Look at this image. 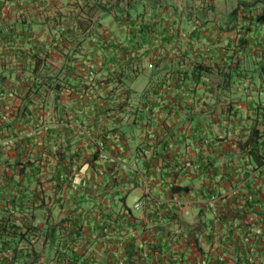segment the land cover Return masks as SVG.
Returning <instances> with one entry per match:
<instances>
[{
  "label": "trees",
  "instance_id": "obj_1",
  "mask_svg": "<svg viewBox=\"0 0 264 264\" xmlns=\"http://www.w3.org/2000/svg\"><path fill=\"white\" fill-rule=\"evenodd\" d=\"M75 2L69 8L57 6V0H0V66L6 67L0 78V119L7 115L6 110L12 117L0 123V264H38L42 254L51 249L56 252L57 264H73L67 262L69 250H64V242H68L70 249L71 242L83 236H87L85 249L92 244L86 264H117L115 248L119 236L128 227L136 229L140 225L139 231L145 229L144 224L138 222L136 211L125 204V199L131 188L147 181L150 188L152 183H158L164 189L160 203L154 207L145 205L142 211L156 227L158 236L153 242H142L139 234L129 237L121 264H145V259L153 263L161 259V263L164 257L155 255L177 250L181 243L177 236L181 234L178 230L181 229L179 208L182 203L177 204L175 197L187 194L199 220L193 229L186 230L191 234L182 244L191 241L194 246L202 233L212 243L216 229L212 214L207 210L211 203L206 204V201L216 196L217 225L236 222L235 227L245 229L244 237L238 233L235 239L231 234L221 238V246L213 249L216 253L203 256L199 264H253V252L258 243L245 242L243 238H247L249 231L252 237H259L251 231L258 220L264 228V207L259 204V194L264 195V60L260 58L263 55L260 49L242 42V37L231 46L228 43L229 46L208 48V53L202 57L197 52L200 56L193 58L191 51L200 50L196 47L185 49L191 53L187 57L193 64L190 66L186 54L183 61L179 60L186 63L177 71L180 77L174 81V86L185 89L191 97L208 88L207 93H213L215 103L225 100L219 107L223 117L220 119L217 115V123L221 125L223 121L228 128L226 131L235 133L234 143L239 154L219 151L217 159L205 157L204 150H208V146L202 145L205 137L199 136L194 147L201 149L200 153L183 163L172 157L169 161L166 159L168 150L175 149L182 138L176 136L170 144L165 120L155 121L158 133L151 129L143 138L140 134L137 136L136 131L133 134L126 125L101 122L110 112L111 119L128 118L139 108V101L152 110L163 104L165 97H151L143 92L135 97L132 94L138 95L137 92L125 85L135 75L129 67L133 65L135 46L132 49L114 40H103L99 44L91 38L89 32H92L95 13L104 10L106 1ZM31 5H34L32 9L41 8L42 19L35 20L36 16L27 19L24 13ZM116 18L121 20L122 16ZM34 25L41 27L42 37L38 36ZM148 28L147 23L139 25L140 32ZM190 36L193 40L202 38L209 42L211 39L209 35H200L196 29ZM83 42L87 53L78 55ZM98 52L109 53V58H98ZM154 66L160 70L166 65L157 58ZM12 73L14 79L10 78ZM210 75H217L218 80L211 81ZM150 78L148 87H163V79ZM66 90L73 94L71 102L67 103L61 97ZM260 90H263L262 97ZM20 92L14 110L13 107L4 110L13 104L12 95ZM244 96L247 102L242 107L240 99ZM150 123L149 120L146 124ZM215 125L216 117L212 119V135H215ZM200 126L207 128L208 139L210 126ZM220 131H217L218 141L223 140ZM149 138L151 141L147 140ZM122 140L127 145V141L132 140L133 146L141 145L149 151V159L138 160L140 170L128 167L122 173V169L115 168L119 165L106 149L109 143ZM186 162L191 164L195 175L182 183L180 178L189 172ZM195 180L197 186H194ZM66 191H80L82 201L61 219L52 220L49 203H62L59 194ZM116 197L124 200V206L112 217L108 208ZM197 202L204 204L199 206ZM169 203L170 207L166 205ZM94 206L115 235L98 231L100 225L89 216ZM248 215L254 218L253 222L244 218ZM227 244L231 246L229 250ZM103 248L107 253L105 259L104 254H100ZM140 251L145 253L143 257ZM182 255L177 258L181 264H197L193 258ZM255 256L264 264V247H260Z\"/></svg>",
  "mask_w": 264,
  "mask_h": 264
},
{
  "label": "crops",
  "instance_id": "obj_2",
  "mask_svg": "<svg viewBox=\"0 0 264 264\" xmlns=\"http://www.w3.org/2000/svg\"><path fill=\"white\" fill-rule=\"evenodd\" d=\"M101 1H106V9H100L97 13H95L94 23L97 22L99 25L104 24L102 23V18L105 14H110L113 17L112 25L104 24L108 27V30L105 32L106 35L101 41L114 40V42L120 43L121 45H129L132 49L133 46H135L136 54L134 52L132 53V57L134 58L131 60L134 65L133 69H135L136 64L139 62L146 64V60L148 59H160L161 56L156 54L159 52L161 53V50L164 51L163 54L165 56V59H163L164 63L162 64L166 65L163 66V69H165L163 75H159L163 69L157 70L155 68H151L149 70L147 68H143L139 71V73H133L135 75L130 80L133 85L138 76L143 74L147 75L148 81L150 77L154 79V81H156V79H158V81L163 79L164 85L162 88L155 87L153 85L148 87L149 83L147 82L140 91L133 88L138 95L132 94L135 97L141 95L142 92L143 94L150 95L151 97L161 95L165 97V102L163 104L160 106L156 105L151 110L146 103L139 101V108L137 106V111L134 110L128 118H126L127 116H123L118 117L117 119L110 118L108 120H102L101 122L107 125L109 122L113 121L121 125H126L133 134L136 131V135L138 136V134H140L139 137L143 138V136H145V132H150L151 129V131L154 130L155 134L158 133L159 128L155 126V121L163 119L168 125L167 133L170 134V137L168 136L170 144L176 136L182 138V140L177 143L175 149L171 148L168 150L166 156L167 160L170 161L172 158H176L179 162L183 163V161L187 159L194 158V155L201 152V149H196L194 147L196 139L199 136L205 137V139L203 138L202 143L204 144L202 145L208 146V150H204L205 157L217 159L219 152V144L217 140V116L214 129L215 135H212V119H215L213 114L214 112L212 113L213 107L197 104L195 101L193 102L190 93L187 94L185 93V89L174 86V81L180 77L177 71H180V69L184 67V63H186L185 61L183 63H179V60L183 61L186 54V59H189L188 61L190 66H192L193 60L188 58L187 55L192 53L193 58L200 55L202 57L208 53L206 52L208 48L229 46L228 43H230L231 46V43L237 42L240 37H242V42H247L253 49L258 47L260 49L259 52L263 54L260 58L262 57L264 60V0ZM117 15H121L122 19L118 20V18H116ZM144 23H147L150 29L148 28L147 30L140 32L139 25ZM107 27H105V29ZM193 29H196L200 35L211 36L209 42L204 41L202 38L193 40L190 36ZM173 35H175V37H173ZM191 47H196L200 50L187 53L185 49H189ZM139 48H142L143 51L140 52ZM150 49H156L154 52L155 55L151 53ZM197 52H199L200 55H198ZM262 93L263 90H260L259 95H262ZM208 110L209 113L207 112ZM149 120L151 121V125L146 124ZM200 124L210 126V137L208 139L207 131L205 130L206 128L202 129ZM172 135L174 137H172ZM214 136H216V138H214ZM136 139L138 140V137H136ZM147 140L151 141L150 138ZM132 142V140H128L127 143H129V145H127L126 142L122 140L120 142H114V144L109 143L107 145L106 152L110 155V158L115 159L117 165H119V167L115 168L122 169V173L127 171L126 169H128V167L130 170H137L140 168L138 160H141L142 157L149 159V151L145 150L143 148L144 146L141 145H138V147L137 145L136 147L133 146ZM174 143L176 145V142ZM125 164L128 166L123 167L124 169L120 168ZM185 168L189 170V172L180 178V182L182 183L195 175L190 163L186 162ZM149 183L150 182L147 181L145 184L131 188L128 191V194L136 192L137 196L135 200L139 199L141 202H144V207L145 205L147 207L157 206L162 200V194L164 193V189L161 187L162 185L152 183L150 188ZM229 190H232V188H229ZM259 196L262 200V195L259 194ZM190 200V195L188 194L183 197H175L177 204H185L183 208H179V214L182 218L179 215L181 229H179L178 232H181V234L177 236V241L181 243L176 247V251L173 250L155 255L159 258L164 257L161 263H159L161 259L159 260V264H181L180 260L177 258H179L182 253L187 255L188 258H193L194 261L199 264V260L203 256L207 255L209 257L216 253H205V249H203L205 248V245L210 248V251H213L216 243L214 239L212 240V243H209L205 239L203 233L199 234V237L197 238L198 241H196L197 244L194 245L195 247L189 243L191 241L182 244V240H185L186 236L191 234L186 231L192 228L190 224L196 223L199 220L198 216H191L190 211L187 213L189 205L186 203ZM259 204L263 205V201H260ZM166 205L170 207L172 204L169 203ZM228 206L231 205L228 204ZM218 207H220V205H218ZM142 211L143 208L136 211L135 214L138 222H140V224H144L143 228L145 229L139 231V225L137 226L134 234H139L142 239L141 241L145 242L148 240L149 242H153L158 236V233H156L154 229L156 227L153 226L154 224L148 220ZM212 218L214 219L215 229L217 230H220L222 227H227L228 225L231 226V224H236V222H228L224 226L221 224L217 225L215 213ZM244 218L254 221V218L249 215L244 216ZM201 220L203 221V219ZM142 221L144 223H141ZM259 222L260 220L256 221V223H253L254 225L252 226L257 232L264 229L260 226ZM71 243V247L68 251L69 259L67 262L69 263L72 261L73 264H86L85 261L88 255V251L86 249L89 248L90 244L86 245L85 249V244L82 245L83 243L80 237ZM196 245L199 246L196 247ZM212 245H214V247H212ZM259 249L260 247L258 245V253ZM201 251L203 253H201ZM100 252V254H104L103 257L105 259V257H107L105 249L103 248ZM40 261H42V259ZM145 261V264H158L153 263L151 260L148 261L145 259Z\"/></svg>",
  "mask_w": 264,
  "mask_h": 264
},
{
  "label": "rangeland",
  "instance_id": "obj_3",
  "mask_svg": "<svg viewBox=\"0 0 264 264\" xmlns=\"http://www.w3.org/2000/svg\"><path fill=\"white\" fill-rule=\"evenodd\" d=\"M75 1H78V0H61V1H58V4H57V6H59V5H66L67 7H69V8H71V5H74V3H76ZM77 3H80V2H77ZM56 6V5H55ZM54 6V7H55ZM32 8H34V5H31L29 8H27L26 7V10H25V13H24V15L27 17V19H31V18H28V17H31V16H36L35 17V20L37 19V17H39L40 19H42L43 17H44V14L41 12V8H36V9H32ZM52 11H54V10H52ZM75 12L76 13H78L79 14V9H76L75 10ZM131 13H133V12H131ZM81 15H82V12L80 13ZM227 16V15H226ZM34 18V17H33ZM95 19V18H94ZM97 21V20H96ZM102 23H104V24H106V25H112L113 24V17L110 15V14H105V15H103V18H102ZM104 24H98L97 22H95L94 23V25L92 26V28H91V31L92 32H89L90 33V35H92V39H94V41H98L97 43H99L100 44V41L104 38V36L106 35V31L108 30V27L106 26V25H104ZM36 26V27H35ZM34 27H35V29L38 31L37 32V34H38V36H40V37H42V33H43V30H41V27H38L37 25H34ZM105 27H107L106 29H105ZM86 46L87 45H85L84 44V42H83V44L81 45V47L79 48V53H78V55H83V54H85V53H87V49H86ZM140 50V52L141 51H143V49L142 48H139ZM151 50V53L153 54V55H155L154 54V52H155V50L156 49H150ZM164 51H162L161 50V53L159 52V53H157L156 55H158V56H161L160 57V62H161V64L162 63H164V61H163V59H165V56H164ZM109 53H107V52H101V54H100V52H98V54H97V57L99 58V57H104V58H109ZM2 63V58L0 59V64ZM154 63H155V60H153V59H148V60H146V64H143V63H141V62H139V63H137L136 64V67H135V69H133V66L134 65H129V67L132 69L131 70V73H139V71L140 70H142L143 68H147V69H151V68H154L155 66H154ZM89 64L87 63V66H88ZM2 69H4V70H6V67L5 66H0V78L3 76V71H2ZM163 69V68H162ZM164 70L165 69H163L161 72H160V74L159 75H163V73H164ZM2 71V72H1ZM4 73H6V71H4ZM15 74L14 73H12V75H11V79H14V76ZM150 77V76H149ZM6 79H7V77H6ZM209 79L211 80V81H214V82H216L217 80H218V76L217 75H210L209 76ZM148 82V77H147V75H145V74H143V75H140V76H138V78L135 80V82H134V84L132 85L131 84V81L129 80V81H127L126 83H125V85L128 87H130L132 90H133V88L135 89V90H138V91H140V90H142L143 89V87L146 85V83ZM259 82V81H258ZM254 84H256V83H254ZM118 90H123L122 88L120 89V88H118ZM208 92V88H205V90H200V92L199 93H197V94H195V96H193V97H191V99L194 101H196V103L197 104H203V105H207L208 107L209 106H212L213 108H212V112H214L213 114H214V116L216 117L217 115H218V117H220V119H222V117H223V115H221L220 113H219V111H220V109H219V107H220V104L222 105V103L225 101H222L221 103H219V104H217V103H215V101H214V99H213V93H207ZM207 93V94H206ZM22 94V92H20V94H13L12 95V100H13V104H10L7 108H4V110H6V109H8V108H11L12 109V107H13V105H15V104H17L18 103V101H19V96ZM249 96V95H248ZM261 97L263 96V93H262V95H260ZM53 96H51L50 98H52ZM61 97H62V101H64V102H71L69 99H72V97H73V94L72 93H70L69 94V91H65V92H62V94H61ZM260 98V97H259ZM85 98L83 97V100H84ZM262 99H264V98H262ZM246 102H247V97L246 96H244V98H241L240 99V104H241V106L242 107H244V105L246 104ZM224 104V103H223ZM3 109V108H2ZM13 110H14V107H13ZM7 111V115H5L2 119H0V123H5V122H7V121H10L11 120V116H10V112L8 111V110H6ZM208 113H209V110L207 111ZM91 115H92V113H90ZM112 113L110 112V113H108L107 115V117H105L104 119H102V120H108V119H110L109 118V115H111ZM116 114V113H115ZM114 114V115H115ZM110 123V122H109ZM109 125H111V123L109 124ZM219 126H220V128H219ZM223 126V127H222ZM226 128H227V126H226V124L222 121V124L221 125H219L218 124V130L217 131H219V130H221L220 131V137H222L223 138V140H220V141H218V146H219V148H218V151H224L225 153H232V154H234L235 156L236 155H238L239 154V152H238V149H237V147H236V144L234 143L235 142V133H233V132H229L228 130L226 131ZM228 129V128H227ZM262 129H264V126L262 127ZM206 131H207V128L205 129ZM215 137V136H214ZM218 140V139H217ZM6 143L8 142L7 140L5 141ZM223 156V155H222ZM236 158V157H235ZM94 171H95V169H93ZM91 171V170H90ZM87 174V173H86ZM88 174L90 175V173L88 172ZM91 178V177H90ZM198 185V181L197 180H195L194 181V186H197ZM44 186H47V184H45ZM88 186H90V182H88ZM73 191H74V189H72ZM90 190V192H91V189H89ZM230 192H232V191H230ZM264 194V193H263ZM54 195H56V194H54ZM60 195V199H62V201L60 200L59 202H62V203H57L56 205H54L52 202L51 203H49V205H50V207H51V211H52V216H51V218H52V220H59V219H61L62 217H64L65 215H66V213H68L70 210H72L74 207H76V205L78 204V202L79 201H82L81 199H80V195H81V192L79 191V192H76V193H73V192H71V191H66L65 193H60L59 194ZM118 195V194H117ZM231 196H232V194H230ZM136 196H137V193L136 192H132V193H129L128 194V196L126 197V194H125V197H126V199H125V204L127 205V206H130L131 207V209H133L134 210V212L135 211H137V210H135V208L133 207V203L136 201L135 199H136ZM262 197H263V199L261 200V201H263V205H262V207H264V195H262ZM216 198H217V196H216ZM216 198L215 199H212L211 201H209V203H211V206H209L208 207V211L212 214V216L214 217V209H216ZM191 199V198H190ZM192 199H193V197H192ZM121 198H119V197H116V198H114V204L112 205L111 204V207L110 208H108V211H110V214L112 215V217H115L116 216V214H117V211L121 208V206H124V204L122 203V202H124V200H121ZM208 202H206V204H207ZM186 204H188L189 205V210L191 211L192 210V212H191V216H193L194 217V215H197L196 214V210L194 209V208H192L191 207V205H192V201L190 200L189 202H187ZM191 204V205H190ZM197 204H199V206H202L203 204L202 203H199V202H197ZM62 205V206H61ZM95 206H97V203H95L94 204ZM210 205V204H209ZM94 206V208L93 209H90V210H94V212H89L90 214H89V216L90 217H93V215H94V213H96L97 211V209H96V207ZM113 206H115L114 208H113ZM218 206V205H217ZM214 207V208H213ZM180 208H183V204H181V206H180ZM136 215V214H135ZM181 216V215H180ZM181 218H182V216H181ZM94 219V218H93ZM190 219H191V217H190ZM253 221V220H252ZM195 225H196V223H192V224H190V226H192L193 228L195 227ZM224 226V225H223ZM192 228V229H193ZM166 229V228H165ZM192 229H191V231H192ZM165 231H167V229L165 230ZM251 231H255V233H260V234H257V235H259V237H261L260 239H259V237H257L256 235V237L255 236H253L252 237V233L249 231V234L247 235V238H243L244 239V241L246 242V241H250L252 244H254V243H258V245H259V247H264V229L263 230H261L260 232H257L256 230H254V228L252 227L251 228ZM238 233H240V235H241V237H244V234H245V229L243 228V227H235L234 226V224H231V226H227V227H222L220 230H217L216 229V232H215V234L216 235H214V237H213V239H214V241H215V243H216V245L219 247V246H221V244H220V241H221V238L223 239V238H225L226 237V235L227 234H231L232 235V237H233V239H235L236 237L238 238ZM89 236H91V235H89ZM92 237V236H91ZM228 242H229V240H228ZM65 244H64V250L66 251H68L69 250V246L67 245L68 244V242L67 241H65L64 242ZM91 247H92V244H91ZM212 247H214V245H212ZM254 247V246H253ZM228 248V250L231 248V246L230 245H228L227 244V246H226V249ZM203 249H205L204 251H205V253H208V254H210V253H212V252H216V251H210L209 249L210 248H208V246H206L205 245V248H203ZM225 248H223L222 250H226ZM256 252H257V248L256 249H254V252H253V264H261L260 263V261H261V259L260 258H257L256 256H255V254H256ZM201 253H203L202 251H201ZM264 257V256H263ZM262 257V258H263ZM57 256H56V252H55V250L54 249H51L50 251H45L43 254H42V261H39L38 262V264H57ZM40 259V260H41ZM60 264V263H59Z\"/></svg>",
  "mask_w": 264,
  "mask_h": 264
},
{
  "label": "built area",
  "instance_id": "obj_4",
  "mask_svg": "<svg viewBox=\"0 0 264 264\" xmlns=\"http://www.w3.org/2000/svg\"><path fill=\"white\" fill-rule=\"evenodd\" d=\"M98 144H99L100 148H103V142L102 141L99 140ZM206 202L209 203V201H206ZM133 207L135 208V210L143 208L144 207V202L136 201V202L133 203ZM93 218H94L93 219L94 223H97V224L100 225V229L98 230V231H100V233H104V234H108V235H115L114 233L111 232L112 231L111 230V225H109V223L105 222L103 220V218L100 216V214H98L97 212L94 213ZM135 230L136 229L134 227H128L127 230L124 231V233L119 236V240L116 242V248H115V255H116V259H117L116 263L117 264H121L127 240L129 239V237L134 235ZM86 239H87V236L81 237V241H82L83 244L86 243L85 242V241H87ZM137 246H139V245L137 244ZM90 249H91V244H90L89 248H87L86 250L89 252ZM140 255L143 257L145 255V253L143 251H140Z\"/></svg>",
  "mask_w": 264,
  "mask_h": 264
}]
</instances>
